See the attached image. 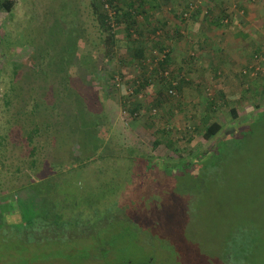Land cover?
I'll list each match as a JSON object with an SVG mask.
<instances>
[{"label": "rangeland", "instance_id": "rangeland-1", "mask_svg": "<svg viewBox=\"0 0 264 264\" xmlns=\"http://www.w3.org/2000/svg\"><path fill=\"white\" fill-rule=\"evenodd\" d=\"M100 1L106 8L104 13L96 9L95 0H15L11 12L0 6V71L4 77L8 76V71L11 74L12 69L6 59L30 63L37 43H73L75 18L84 34L82 42L97 43L95 47L92 45L95 53H103L100 43L109 32L117 39L114 56L99 62L96 75L103 83L108 85L110 80L113 85L111 88L108 85L107 108L108 119L115 123L119 135L114 149L123 148L120 145L123 144L135 151L120 149L118 153L122 154L114 157L116 151L111 147L110 154L93 156L91 160L81 158L69 169L61 170L53 181L40 184L38 191L43 188L48 197L41 216H48L46 209L55 205L57 209L50 212L54 221L86 218L89 214L101 222L109 221L110 230L101 243H109L115 258L99 263L92 260L96 264H119L127 260L141 264L148 258L152 259V264H218L227 239L237 229H243L242 235L252 243V264H264V55L255 59L258 67L255 74L240 81L233 77L225 80L223 88H220L222 80L218 79V84L215 78L216 72L204 74L205 78L200 80L203 86L200 95L192 91L194 88L186 80L199 73L181 71L180 75L186 80L181 92L175 98L165 99L158 94L162 86L155 74L156 67L150 64L152 56L160 54L156 49L165 30L156 31L154 39L151 35V43H135L143 36L135 27L129 29L124 20L125 13H132L138 21L157 19L154 14L158 8H150V0L147 4L142 3L144 0ZM199 1L201 5L203 2ZM169 5L163 3L164 12ZM105 13L111 31L102 27ZM139 45L146 50L145 67L137 65L140 58H137L136 47ZM262 50L264 52V47ZM228 53L223 57L231 61L233 53L231 50ZM96 75L92 81L100 89ZM70 77L75 89L83 94L92 93L87 73L70 74ZM134 79H148L146 86L132 97L142 107L135 116L124 106L125 97L132 93L130 81ZM4 85V81L0 82V106ZM216 103L222 105L218 110ZM211 121H219L223 130L215 137V153L209 152L200 158L198 156L213 140L205 139L194 127ZM165 126L173 132L171 137L176 144L169 145L162 140L155 147L154 141L162 136L160 129ZM67 129L64 127L62 136L58 137L61 147L68 144L74 133ZM79 134L81 141H88L92 138V127L84 126L83 136L80 131ZM136 151L142 154L136 156ZM8 153L11 161L20 162L19 149ZM94 157L98 159L93 161ZM182 158L192 160L189 168H168L169 163L174 165ZM81 162L88 163L87 168L80 169ZM0 172V197L9 194L10 202L16 206L14 211L0 208V223L5 224L1 228L3 235L11 236L14 230L9 223L22 215V205H31L37 211L42 200L30 188L20 186L14 167ZM25 180L26 177L21 178ZM125 215L137 216L135 225L125 223ZM113 216L123 221L115 224ZM68 243L54 248L71 251L74 241ZM84 245H80L84 248L78 252L87 255L94 249L92 245ZM49 247L50 244L45 245V253H50ZM102 247L108 249L109 246L103 244ZM79 256L80 253H76L68 258H81ZM41 262L29 259L23 264Z\"/></svg>", "mask_w": 264, "mask_h": 264}, {"label": "trees", "instance_id": "trees-1", "mask_svg": "<svg viewBox=\"0 0 264 264\" xmlns=\"http://www.w3.org/2000/svg\"><path fill=\"white\" fill-rule=\"evenodd\" d=\"M96 1L94 3L96 9L98 8L103 13L106 12L104 3L100 0L97 3ZM150 1H147V3L150 2V8H154L155 0ZM142 3L147 4L145 0ZM14 4L15 0H0L1 8L6 9L8 12L12 11ZM190 5H196V3L194 1L188 3L182 13L190 12L191 16L197 6L191 9ZM183 18L186 17L183 16ZM75 20L73 43H37L36 49L33 52L34 59L30 63L25 64L6 59L12 65L11 74L8 71V76L4 77L3 71H0V82H5L0 106V170L14 167L15 171L19 174L20 186L25 189L30 188L42 200V203H40L41 207L37 211L32 209L31 205H22V215L16 221L13 220L9 223L14 230V234L11 236L3 235L1 228L5 224L0 223V264H23V262L29 259L36 261L51 256H68L67 254L69 253L70 255L72 252L65 253L64 249L54 248L64 247L61 246L62 244L69 245L68 241H74L72 249L84 248L80 246L83 243L86 247L92 245L94 247L92 249L93 257L95 253L100 251V246L105 243H101V241H104L103 238L110 230L109 221L101 222L92 216L93 214H89L86 218L81 216L78 219L64 220L61 218L54 221V219L50 218V212L57 209L55 205L46 209L48 216L47 214L46 216H41L40 214L43 206L47 203L46 199H48L44 194V190H42L43 188L41 191H38L40 184L53 181V178L59 175L61 170L65 168L69 169L81 158H85L86 160L90 158L91 160L93 156L110 154L119 140L115 123L108 119V116H110L107 108L109 103L108 97L110 96L108 85H111L110 88L113 85L110 80L108 81V85L106 82L103 83L102 79L96 75L99 62L102 59L114 56L117 46L116 35L109 32L104 37L103 43H100L103 53H95L92 50V45L95 47L97 43L89 45L82 42L84 34L80 25L78 26L76 18ZM124 20L129 29L133 27L136 30L138 29V19L132 13H125ZM102 27L111 31L110 28L112 26L108 25L106 13L104 14ZM151 33H154L152 34L153 39L156 38L155 32L151 31ZM138 34L140 35L141 32H138ZM128 35L132 36L130 32ZM133 41L132 39L131 43ZM136 48V52L138 53L137 58H140L137 60V65L147 66L143 63V60L147 57L145 55V47L139 45ZM165 49H168L166 56L159 58V54L151 55L152 60L150 64L156 67L155 74L159 76L160 85L162 86V90H159L158 94L165 99H170V97L175 98V95L170 94L169 90L174 89L178 95L186 80L183 79V75H180L183 73L181 72L182 67L178 69V72H175L171 68L172 55L169 44L159 43L156 50L162 53ZM260 51L262 52L259 54ZM260 55H264L263 50L256 51L255 58L260 57ZM84 72L88 74L92 83L89 86L92 89V93L89 94L81 93L70 84L72 82L70 74L74 75ZM95 75L96 80H99L101 83L100 89L92 81ZM174 81L177 83L174 84ZM130 82L129 88L132 93L125 97L127 99L124 101V106L131 111L132 115H137L141 112L142 107L141 104L133 101L132 97L146 86L148 79L142 81L134 79ZM134 88L136 90L135 93ZM210 104L212 105L213 102ZM220 105L216 103L217 110L222 106ZM232 111L238 116L236 108H233ZM84 126L92 127V138L88 139V141L80 140L79 131L83 136ZM64 127L68 128V131H74V133L68 144L65 147H61L57 141L60 139L58 137L62 136ZM163 128L160 129L162 136L156 138L154 146L157 147L162 140H165L169 145H175L176 141L171 137L173 132L167 126ZM194 128L197 132H202L205 139L213 140L212 144L198 157L204 158L209 152L215 153L214 148L217 147L215 137L223 130L222 124L219 121H211L204 122L201 127L195 125ZM113 135L117 140H114ZM76 137L79 138L76 139ZM120 145L123 148L114 149L116 151L114 157H119L118 155L122 154L118 153L120 149L129 148L135 151L130 146ZM17 149L21 151L20 154H17L20 162L15 164L10 160L11 154L8 152L11 150L16 152ZM135 153L136 156L142 154L138 151ZM97 159L94 157L93 161ZM191 162L192 160L190 159L182 158L179 160V163L174 165L169 163L168 168H180L181 166L183 169L189 168ZM85 163L81 162V166L79 165L80 169L87 168L88 163ZM22 177H26V180L21 181ZM192 178L190 177V179ZM0 199V208L3 211L5 209L14 211L16 206L10 202L9 194L1 196ZM123 217L125 223L135 225V221L131 219V216L125 215ZM113 219L115 220V224H120L123 221H117V216H113ZM148 222L151 221L148 220ZM60 225H63L65 230L72 232L74 235L65 238L61 234L59 237L51 235L55 232H62L54 228ZM35 226L37 227V232L34 233L37 235L34 234L32 236L28 234ZM42 230L49 234L44 236L38 235ZM243 233V229H237L227 239L225 251L218 257V264H252V243L249 239H245L242 235ZM48 244L51 246L49 247L50 253H45V245ZM32 249L36 251L33 252L31 251Z\"/></svg>", "mask_w": 264, "mask_h": 264}, {"label": "crops", "instance_id": "crops-1", "mask_svg": "<svg viewBox=\"0 0 264 264\" xmlns=\"http://www.w3.org/2000/svg\"><path fill=\"white\" fill-rule=\"evenodd\" d=\"M187 1L190 0H155L158 11L152 14L157 19L138 21L137 31L143 39L135 43H151V31L165 30L159 43L171 46V68L175 72L182 67L188 74L199 73L186 79L197 95L203 88L200 80L208 72H216V80H222L220 88L232 77L240 81L255 74L256 51L264 47V0H202L201 5V1L192 0L199 4L189 18H183ZM163 3H170L165 12ZM228 50L233 53L231 61L223 57ZM228 63L231 64L227 66Z\"/></svg>", "mask_w": 264, "mask_h": 264}, {"label": "flooded vegetation", "instance_id": "flooded-vegetation-1", "mask_svg": "<svg viewBox=\"0 0 264 264\" xmlns=\"http://www.w3.org/2000/svg\"><path fill=\"white\" fill-rule=\"evenodd\" d=\"M40 203H42V201ZM131 219L133 221H135L136 217H132ZM36 228H37L36 226L33 227L31 229L30 233H28V234H30L32 236L34 234L37 235L36 233H34V232H37ZM54 228L59 230V231H62V232H58V233L55 232V233H53L51 235H57L59 237V235L61 234V236H63V238L72 237L74 235L72 232H69V231L65 230L64 226L60 225L58 227L55 226ZM40 234H41V236H44V235H48L49 233L45 232L44 230H42V231L39 232L38 235H40ZM104 244H105V246H109L108 249L103 248L102 246H100V251L98 253H95V256H93V257H92V249L90 250V252L87 255H85V254L81 253L82 251L78 252L81 249V248H78V249H72L70 251L72 253L70 255L68 253L67 254L68 256H55V257L51 256L49 258L41 259L40 261H42L41 264H91L92 260L93 261H98L97 263H99V262H102V261H106L108 259L115 258V253H114L113 248L109 245V243H104ZM64 252L67 253L69 251L64 250ZM76 253H80L81 258H74V259L68 258L69 256L74 255ZM63 255H65V254H63ZM65 257H67V258H65ZM67 259H70V260L67 261ZM149 261H150L151 264L153 263L152 259L148 258L145 261L146 263H141V264H149ZM92 264H96V262H94ZM119 264H134V263H133V261L127 260V261L119 263Z\"/></svg>", "mask_w": 264, "mask_h": 264}, {"label": "built area", "instance_id": "built-area-1", "mask_svg": "<svg viewBox=\"0 0 264 264\" xmlns=\"http://www.w3.org/2000/svg\"><path fill=\"white\" fill-rule=\"evenodd\" d=\"M191 6V9H193L196 5H190ZM111 15V14H110ZM112 16V15H111ZM183 16L184 17H186V18H189L190 17V12H185V13H183ZM161 32V30L159 31V33ZM168 52V49H165V50H163V52L162 53H160L159 55H158V57L159 58H163V57H165L166 56V53ZM258 69V68H257ZM167 74V73H166ZM177 82L176 81H174V84H176ZM169 92H170V94H172V95H177V93H176V91L174 90V89H170L169 90Z\"/></svg>", "mask_w": 264, "mask_h": 264}, {"label": "bare ground", "instance_id": "bare-ground-1", "mask_svg": "<svg viewBox=\"0 0 264 264\" xmlns=\"http://www.w3.org/2000/svg\"><path fill=\"white\" fill-rule=\"evenodd\" d=\"M135 91H136V90H135V88H134V93H135Z\"/></svg>", "mask_w": 264, "mask_h": 264}, {"label": "water", "instance_id": "water-1", "mask_svg": "<svg viewBox=\"0 0 264 264\" xmlns=\"http://www.w3.org/2000/svg\"><path fill=\"white\" fill-rule=\"evenodd\" d=\"M149 264H151L150 261H149Z\"/></svg>", "mask_w": 264, "mask_h": 264}]
</instances>
